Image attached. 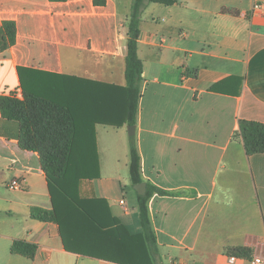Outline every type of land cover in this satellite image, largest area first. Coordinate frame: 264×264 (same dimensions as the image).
<instances>
[{"label":"crops","instance_id":"obj_1","mask_svg":"<svg viewBox=\"0 0 264 264\" xmlns=\"http://www.w3.org/2000/svg\"><path fill=\"white\" fill-rule=\"evenodd\" d=\"M131 2L0 0V27L10 20L16 29L15 44L0 52V96L22 100L23 68L33 72L24 74L32 88L47 93L63 83L80 92L82 113L112 110L94 125L99 176L82 181L79 193L106 200L138 234L128 125L106 123L119 122ZM137 54L140 177L166 193L147 203L155 264H250L264 253V153L247 155L236 132L239 121L264 124V0L148 3ZM90 92L98 103L89 109ZM18 132L0 113V264H114L65 251L55 223L31 218L52 203L40 156L19 146ZM13 178L19 189L6 187ZM15 240L35 244L34 257L12 254Z\"/></svg>","mask_w":264,"mask_h":264},{"label":"trees","instance_id":"obj_2","mask_svg":"<svg viewBox=\"0 0 264 264\" xmlns=\"http://www.w3.org/2000/svg\"><path fill=\"white\" fill-rule=\"evenodd\" d=\"M63 1V0H53ZM172 5L175 0H132L126 23L127 39L125 47V81L119 90V100L115 108L119 122L110 125L135 126L138 101L141 97L140 83L143 63L138 57L141 14L146 4ZM16 41L13 21L6 20L0 27V52L12 47ZM23 98L0 96V113L3 119L19 123L17 139L25 150L37 152L41 168L46 175L52 210L34 208L32 219L52 222L58 226V233L65 251L91 257L114 264H155L151 247L155 236L151 229L147 203L153 194L166 193L150 185L146 193L138 197V214L141 232L132 234L122 222L114 217L106 200L83 197L79 193L82 181L98 178L99 164L95 145L94 125L112 110L99 112L100 118L91 111L81 112L80 92L67 89L63 83L48 92L40 86L31 87L24 82L25 73H33L18 68ZM30 79V77H29ZM219 85L211 88L219 90ZM90 92L89 109L96 107L97 100ZM91 101V105H90ZM73 107V108H72ZM83 107V106H82ZM236 135L241 139L247 155L264 153V124L239 121ZM129 177L133 185L142 183L140 177V157L134 137L129 145ZM36 245L15 240L11 253L32 259Z\"/></svg>","mask_w":264,"mask_h":264},{"label":"built area","instance_id":"obj_3","mask_svg":"<svg viewBox=\"0 0 264 264\" xmlns=\"http://www.w3.org/2000/svg\"><path fill=\"white\" fill-rule=\"evenodd\" d=\"M261 8V5L260 4H255L253 6V10L255 9H259ZM6 187L10 190H16V189H19L20 188V184H19V181L17 178H13L11 181L8 182V184L6 185ZM120 205H124V201L121 200L119 202ZM235 260L234 257H230L228 259L229 263H233V261ZM169 264H176L174 262H169ZM250 264H264V253H257V254H254L252 256V259L250 260Z\"/></svg>","mask_w":264,"mask_h":264},{"label":"water","instance_id":"obj_4","mask_svg":"<svg viewBox=\"0 0 264 264\" xmlns=\"http://www.w3.org/2000/svg\"><path fill=\"white\" fill-rule=\"evenodd\" d=\"M127 130H128V135L129 136H134L135 135V126H128L127 127ZM145 184L144 183H140V184H137V185H134V190L136 191V193L138 194V196H145Z\"/></svg>","mask_w":264,"mask_h":264},{"label":"rangeland","instance_id":"obj_5","mask_svg":"<svg viewBox=\"0 0 264 264\" xmlns=\"http://www.w3.org/2000/svg\"><path fill=\"white\" fill-rule=\"evenodd\" d=\"M129 12H130V10H129ZM127 135H128V130H127ZM129 139H131V137ZM129 188H130V186L128 185V198L131 199V197L133 196V193Z\"/></svg>","mask_w":264,"mask_h":264}]
</instances>
